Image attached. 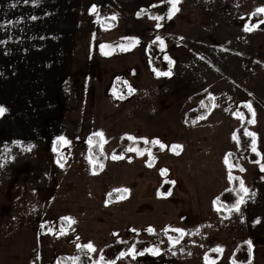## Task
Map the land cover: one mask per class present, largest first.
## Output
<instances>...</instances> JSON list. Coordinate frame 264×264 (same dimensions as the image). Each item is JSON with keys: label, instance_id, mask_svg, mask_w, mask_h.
<instances>
[{"label": "rangeland", "instance_id": "374dc122", "mask_svg": "<svg viewBox=\"0 0 264 264\" xmlns=\"http://www.w3.org/2000/svg\"><path fill=\"white\" fill-rule=\"evenodd\" d=\"M176 7L179 11L169 18V0H87L83 4L79 31L94 59L92 109L98 133L103 135H72L69 143L57 148L58 158L47 154L55 166L59 156L63 158V167L57 166L61 171L55 174L69 180L60 184L65 188L60 202L74 203L75 216H69L75 223L57 226L49 218L48 234L38 229L37 237L44 246L50 242L51 252L38 256L35 264H57L61 255L73 259L78 247L89 243L96 249L90 252L94 263L100 264L98 255L106 245L128 239L148 241L149 249H157L159 255L149 251L135 258L127 255L116 264H176L182 259L183 264H209L221 258L223 263H233L225 244L222 252L213 251L218 243L217 218L229 216L215 200L240 197L226 193L235 172L225 159L236 151V104L249 105L258 97L261 101L264 93V22L245 31L251 14L264 8V0H179ZM108 18L117 22L116 28L102 25ZM126 34L138 44L133 52L112 57L96 53L98 43ZM150 44L159 55L170 57L169 76L151 71ZM208 96L214 100L209 118L194 127L186 125L185 113ZM91 136H98L99 142L89 143ZM156 140L160 143H153ZM176 145L182 147L174 151ZM42 146L29 145L27 157L19 155L22 148L16 149L10 166L15 179L13 200L23 198L28 184L46 171ZM92 150L100 162L93 159ZM241 163L249 197L257 167L248 160ZM166 181L172 185L169 196L161 195ZM115 189L129 191L124 200L111 203L108 196ZM174 229H182L185 235ZM170 234L178 236L179 242L173 244ZM193 241L197 251L187 259L186 247Z\"/></svg>", "mask_w": 264, "mask_h": 264}, {"label": "crops", "instance_id": "0c3cea01", "mask_svg": "<svg viewBox=\"0 0 264 264\" xmlns=\"http://www.w3.org/2000/svg\"><path fill=\"white\" fill-rule=\"evenodd\" d=\"M86 1L0 0V106L7 109L0 116V264H35L38 256L51 252L50 242L44 246L37 237L38 229L47 235L52 223L49 218L60 226L65 217L75 216L74 203L60 202L65 198V188L60 184L69 180L66 175L60 178L55 174L63 162L55 166L47 154L58 158L57 148L65 143L61 137L68 141L72 135L99 132L92 109L94 59L79 31L81 8ZM131 39L134 36L118 35L98 43L96 53L103 57L131 53L138 47ZM118 43L131 49L123 45L113 49ZM260 96L261 101L258 97L250 103L256 118L253 133L262 159L261 163H251L257 167L251 196H243L245 202L238 212L224 209L229 216L217 218V248L225 244L233 257L241 243L256 242L251 243L246 264H264V93ZM33 144L43 145L40 153H45L46 171L28 184L23 198L13 200L15 179L10 166L15 151L22 148L19 155L27 157L25 148ZM43 225L46 232L42 231ZM193 246H197L194 241L186 247L187 259L197 251ZM184 262L182 259L176 264ZM223 262L221 258L215 264H227Z\"/></svg>", "mask_w": 264, "mask_h": 264}, {"label": "trees", "instance_id": "16d2710c", "mask_svg": "<svg viewBox=\"0 0 264 264\" xmlns=\"http://www.w3.org/2000/svg\"><path fill=\"white\" fill-rule=\"evenodd\" d=\"M255 14V15H254ZM161 20V19H160ZM264 21V14H259L257 12H253L246 24V27L252 28V30L256 29L260 24H262ZM102 25L106 28L111 27L114 28L117 26V23L113 19H105L102 21ZM123 44L118 43L113 45V49L122 46ZM126 49H131V47H126L123 45ZM122 46V47H123ZM153 46L148 48V54H150V60H149V65L151 71L156 75L157 73H171L172 72V67L170 66V57L168 55L163 56L160 51L157 53L152 50ZM153 51V53H152ZM111 55V54H108ZM160 58V60H159ZM159 76H169V75H159ZM214 106V100L211 96L206 97L203 99L200 104H198L197 107L194 109L188 110L185 115H184V122L188 126H193L196 125L201 119V117H208L209 114L211 113L212 109ZM236 115L242 114L243 119H241L238 115V126L234 132V142L236 146V151L234 153H229L227 156V160L229 162V165H231V169L235 172L230 175V181H231V189L226 192L229 193L232 196L239 195L240 197H236V199H233L231 201L225 202L223 201V196L222 199L220 200V197L216 199V204L223 208V209H232L233 205L237 203V201L240 200L241 197L245 195L244 192L241 191V181H242V176L241 172L243 171V167L241 165V160L244 159V161L248 160L250 163H261V155L259 151L257 150V143H256V137L255 135H248V133H253L251 129L255 126L256 124V118L253 113V111L249 110L247 107L246 103L240 102L236 105V110H235ZM203 118V119H204ZM91 141L99 142L98 136H91L89 138ZM254 142V143H253ZM253 146H255L256 151H253ZM91 156L95 160H99L100 162V157L97 155V153L92 150L91 151ZM239 156H242L240 158ZM59 160L62 162L63 158L59 156ZM95 171H98L99 168L96 165L94 167ZM172 185L170 182L166 181L165 186H164V195H167L168 192L171 191ZM225 194V193H224ZM222 194V195H224ZM121 196H124L125 198L127 197V193H117V192H112L111 196L108 197L109 202H115V201H121L122 199L120 198ZM60 224H64L63 221L59 222ZM65 226V225H64ZM46 226L43 225L42 231L46 232ZM170 240H176L179 237L175 236V234H170L169 235ZM135 248L137 257L140 256L139 253L143 252L144 254H147L148 249L151 248L150 243L145 240H140V239H128V240H119L116 241L112 244L106 245L99 253L98 258L100 261L101 255H103L104 262L103 264H116L119 258L121 257V253H128V255L131 254L132 248ZM251 244L249 245L248 241H245L241 243L236 250L234 251L232 261L234 264H246L250 260L251 256ZM212 252H209L211 254ZM126 256V255H125ZM133 256V255H132ZM78 258V259H77ZM211 255H207V260L212 261ZM57 264H95L94 263V258L92 255H90V252L87 250L86 247L84 246H79L78 247V254L75 258L70 259L66 255H61L57 257Z\"/></svg>", "mask_w": 264, "mask_h": 264}, {"label": "snow or ice", "instance_id": "6c2138e0", "mask_svg": "<svg viewBox=\"0 0 264 264\" xmlns=\"http://www.w3.org/2000/svg\"><path fill=\"white\" fill-rule=\"evenodd\" d=\"M169 2L172 3V12L169 13V18H171V15H173L175 12L179 11V9L176 7V4L179 3V0H169ZM96 11H97V9H96L95 7H93V8H92V12L95 13ZM257 13H259V14H264V8L258 9V10H257ZM254 15H255V14H254ZM154 18H155V19H158V20H159V19H163V17H154ZM33 19H35V17H33ZM113 19H115V17H113ZM261 22H264V21H261ZM158 26H159V25H158ZM251 30H252V28H249V27H246V28H245V31H251ZM161 44H163V41H161ZM170 63H171V61H170ZM157 75H158V76H159V75H170V73H157ZM129 90H130V92H131V91H134L133 89H131L130 86H129ZM247 107H248L249 110L251 111V105L249 104V105H247ZM6 111H7L6 108H4L3 106H0V116H2ZM237 115H238L241 119H243V115H242V114H239V113H238ZM203 118H204V117H201V119H203ZM97 135L102 136L103 134H102V133H98ZM248 135H252V136H254L255 134H254V133H248ZM128 139H135V138H133V137H128ZM60 140L64 141L65 143H69L68 141L64 140L63 137H61ZM145 142H147V141H145ZM89 143H91V140L89 141ZM153 143L159 144L160 142H159L158 140H156V141H153ZM253 143H254V142H253ZM160 146H161L162 149L164 148V145L161 144ZM181 147H182V146H179V145L173 146V150L175 151L176 149L181 148ZM26 150L30 151V150H31V147H29V148L26 149ZM133 150H134V149H132V148H129V149H128V151H133ZM253 151H256L255 146H253ZM177 154H179V153L177 152ZM229 155H231V154H229ZM122 158H123V157L113 156V159H122ZM93 163H94V162H93ZM225 163H226V164L228 163L227 158L225 159ZM60 166L63 167V164H61ZM149 166H151V164H150ZM100 167H101V169H102V168H103V165L101 164ZM229 167H231V165H229ZM166 172H167V170H163V171H162V174H166ZM93 174H96L95 171H94ZM172 183H174V182H172ZM240 187H241V191H242V192H244L245 194L248 193V189L244 187V185H243V181H241V185H240ZM114 191L117 192V193H127L129 190H128V189H115ZM161 195H164V193H161ZM167 195H171V192H168ZM109 196H111V194H109ZM120 198H121V199H124L125 197H124V196H121ZM244 202H245V201H244V198L241 197L240 200L237 201V203H236L235 205H233L232 207L235 209V211L238 212V211L240 210V205H241L242 203H244ZM219 210H220V209L217 208V211H219ZM64 219L68 222L69 225L75 223V220H74L73 218H71V217H65ZM257 223H259V221H257ZM148 231H149V232H154V230L151 229V228H149ZM174 231L179 232L181 237H182L183 235H185V233H184V231H183L182 229H174ZM62 234H64V233L62 232ZM178 242H179L178 239H176V240H172V243H173V244H176V243H178ZM248 243H249V245L251 244L250 241H249ZM84 247H86L87 250H88L89 252H95V251H96V249L94 248V246H93L91 243L85 245ZM148 251L151 252L153 255H159V251H158L157 249H148ZM213 251H216V252H222L223 249H221V248H216V249H213ZM131 254L133 255V258H135V256L137 255L136 250H135L134 247H133L132 250H131ZM120 255H121V257H123V256H125V255H128V253H123V252H122ZM139 255H144V253H143V252H140ZM77 259H78V258H77ZM104 259H105V258L103 257V255H101V257H100V264H103ZM206 259H207V258H206ZM109 264H111V262H109ZM209 264H215V262L212 261V262H209Z\"/></svg>", "mask_w": 264, "mask_h": 264}]
</instances>
